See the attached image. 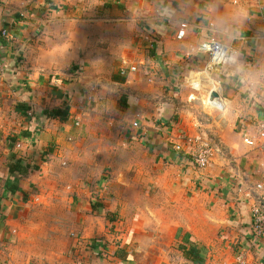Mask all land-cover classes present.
<instances>
[{"label":"crops","instance_id":"0c3cea01","mask_svg":"<svg viewBox=\"0 0 264 264\" xmlns=\"http://www.w3.org/2000/svg\"><path fill=\"white\" fill-rule=\"evenodd\" d=\"M210 37L231 47L214 71L220 88L208 89L223 98L222 119L190 103L210 79L198 71ZM262 122L264 0H0V264H20L25 200L51 180L44 158L57 162L73 129L80 144L121 134V151L144 159L131 155L123 179H97V196L92 179L70 184L77 236L57 264H264L251 214L264 203ZM184 135L213 146L206 168L188 145L175 150ZM190 244L202 263L183 255Z\"/></svg>","mask_w":264,"mask_h":264},{"label":"rangeland","instance_id":"374dc122","mask_svg":"<svg viewBox=\"0 0 264 264\" xmlns=\"http://www.w3.org/2000/svg\"><path fill=\"white\" fill-rule=\"evenodd\" d=\"M100 42H97L98 46L101 44ZM74 66L78 67L79 65H70V67ZM198 71H203L201 76H204L206 72L204 69ZM64 73L68 74L67 71ZM214 73L210 74L209 72L211 81L202 79L200 87L194 88L195 91L192 95L196 98L192 99L193 101L190 103L194 105L195 110L203 115L207 116L209 113L222 119L224 110L210 109L205 104L210 82L217 81ZM197 75L187 74V81L195 83ZM60 77H62L61 74ZM190 93L188 92L187 95ZM78 124H74V126L77 127ZM79 135L73 129L70 140L67 136L65 137L63 145L66 147L64 148L65 153H61V157L56 159L57 162H50L49 158H44L48 166L47 169H51L41 172L40 176L51 175L49 177L51 180L44 182L43 185L35 184L31 191L33 197L25 200V206L29 207L30 215L29 218L25 215L27 220L24 222L26 230L23 232V247L18 253L14 252V257L19 258L20 264H57L60 258L58 255L66 256L68 254L67 243L69 239L77 236L73 230H68V228L77 222L74 213H77L76 202L80 199L70 184L74 187L76 180L85 179L84 182L87 183L86 179H92L86 185L92 187L90 194L97 196L99 193L97 179H123V174L130 175L135 172V167L130 170L128 167L131 155H136V159L139 161L144 159L139 149H136L134 153L121 151L124 148L122 144L125 143L121 134L100 136L99 132L97 134L94 132L83 144L77 143ZM132 142L135 144L137 140L133 139ZM74 148L76 151L73 150ZM140 168L145 170L143 167ZM68 224L71 225L68 226Z\"/></svg>","mask_w":264,"mask_h":264},{"label":"built area","instance_id":"2783aa9c","mask_svg":"<svg viewBox=\"0 0 264 264\" xmlns=\"http://www.w3.org/2000/svg\"><path fill=\"white\" fill-rule=\"evenodd\" d=\"M3 35H6V30L1 31ZM185 34L184 28H181L177 32V38L181 39ZM199 49L207 55L208 63L206 65V72L208 73V76L216 70H218V67L223 63L224 59L230 54L231 47L227 44L222 43L221 41L210 37L207 41H204L200 46ZM131 70H135V67H131ZM210 72V74H209ZM213 84L218 86L220 88L219 82L212 80ZM193 85V84H192ZM194 88H197V86H194ZM216 92L218 94L219 98V90H212L210 89L208 92H206L207 96L205 99H209L210 93ZM195 97L191 95V99H194ZM210 100V99H209ZM210 109H218L215 107H209ZM223 111L222 109H218ZM208 115V114H207ZM133 126L136 127L137 123L134 122ZM258 138L261 141H264V122L260 123L259 130H258ZM182 143L175 144L174 148L176 151H183L184 148L181 144L188 145L191 149L187 151L186 153L190 154L192 156V160L194 165L199 169H204L208 166L211 157L214 153L213 146L210 144L208 140L202 139V138H194L190 136L184 135L182 138ZM255 139H251L249 137H244L243 141L248 145H255L256 142ZM257 188H261V185H256ZM251 214H252V232L255 236H260L264 233V203L260 199H257L253 202L251 206ZM239 263L241 262V256L238 257Z\"/></svg>","mask_w":264,"mask_h":264},{"label":"trees","instance_id":"16d2710c","mask_svg":"<svg viewBox=\"0 0 264 264\" xmlns=\"http://www.w3.org/2000/svg\"><path fill=\"white\" fill-rule=\"evenodd\" d=\"M53 116H58L61 119H65L66 110L54 109L50 111ZM183 255L185 258L190 259L194 263H202L203 258L201 256V251L196 247L195 244H190L189 247L183 249Z\"/></svg>","mask_w":264,"mask_h":264},{"label":"bare ground","instance_id":"6f19581e","mask_svg":"<svg viewBox=\"0 0 264 264\" xmlns=\"http://www.w3.org/2000/svg\"><path fill=\"white\" fill-rule=\"evenodd\" d=\"M205 104L207 106H209V107H215V108H218V109H222L224 107L223 98H221L220 94H219V98L217 100H209V99H206V103Z\"/></svg>","mask_w":264,"mask_h":264},{"label":"water","instance_id":"95a60500","mask_svg":"<svg viewBox=\"0 0 264 264\" xmlns=\"http://www.w3.org/2000/svg\"><path fill=\"white\" fill-rule=\"evenodd\" d=\"M209 99L210 100H217L218 99V94L216 92H211Z\"/></svg>","mask_w":264,"mask_h":264}]
</instances>
